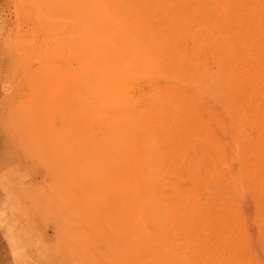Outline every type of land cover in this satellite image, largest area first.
Wrapping results in <instances>:
<instances>
[{
  "label": "rangeland",
  "instance_id": "374dc122",
  "mask_svg": "<svg viewBox=\"0 0 264 264\" xmlns=\"http://www.w3.org/2000/svg\"><path fill=\"white\" fill-rule=\"evenodd\" d=\"M0 264H264V0H0Z\"/></svg>",
  "mask_w": 264,
  "mask_h": 264
}]
</instances>
